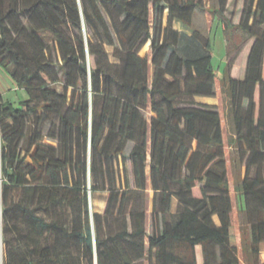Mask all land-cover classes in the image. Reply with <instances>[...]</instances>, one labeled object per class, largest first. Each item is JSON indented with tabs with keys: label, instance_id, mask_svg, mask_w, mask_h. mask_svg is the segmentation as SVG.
Wrapping results in <instances>:
<instances>
[{
	"label": "trees",
	"instance_id": "16d2710c",
	"mask_svg": "<svg viewBox=\"0 0 264 264\" xmlns=\"http://www.w3.org/2000/svg\"><path fill=\"white\" fill-rule=\"evenodd\" d=\"M233 2L228 17L229 0H0V68L26 96L0 97V264H264V0ZM198 10L245 34L221 76ZM219 79L228 139L195 98Z\"/></svg>",
	"mask_w": 264,
	"mask_h": 264
},
{
	"label": "rangeland",
	"instance_id": "374dc122",
	"mask_svg": "<svg viewBox=\"0 0 264 264\" xmlns=\"http://www.w3.org/2000/svg\"><path fill=\"white\" fill-rule=\"evenodd\" d=\"M210 4H215V0H209ZM241 2L237 4V11L238 8L240 7ZM235 6L233 0H229L228 8L226 11V15L228 17L232 16V9ZM238 14V13H237ZM167 15V14H166ZM237 19V15L235 17V20ZM165 24L167 23L166 21V16H165ZM193 27L198 28L202 30L203 33L208 35L210 39L212 40L213 43V61L215 63V66L219 72V75L221 76L222 73H220L224 67L226 66L227 60L230 56V52L234 50V48L242 43V40L245 37V34L236 28H228L224 24V22L220 19L219 16L213 17L212 14L209 11L206 10H198L194 16V22H193ZM46 38L49 41H52L53 37L50 32H45ZM107 49L112 52V46L106 45ZM149 43H147L142 49L141 53L146 55L150 52L149 48ZM112 59L114 60L115 58L111 56ZM243 63L241 60L236 61V70L242 74L243 72ZM25 96V94H24ZM26 97V96H25ZM22 98V97H21ZM197 101L199 102H204V103H209V104H214L210 102H205L203 99V96H196L195 97ZM210 99V98H207ZM215 101H217L216 105L219 109H221L224 113V124L226 128V134H227V139L231 138L234 136V124L232 120V115L229 112L228 115H226V112L229 110V104H230V97L228 96L226 87L221 86L220 79L218 81L217 85V95L214 96L213 98ZM148 114H151L148 112ZM227 156L230 162V169H231V177H232V186H233V193L235 196V202H236V207H237V224L233 226L232 228V235L231 239L233 242H238L240 245H242V242L244 241V246L249 242L248 239V230H247V222H246V215L243 210H239L238 207L242 205V203H239L238 198H237V191H236V185L240 182L242 175H244L245 167L240 170L239 166H236V163L238 162V155L236 152V149L231 146L227 145ZM130 176H132V173H129ZM1 172H0V177H1ZM1 186V184H0ZM152 190H150V194L152 195ZM105 196L106 192H96L91 195V209L92 211H99L102 212L105 206ZM176 203L177 199L174 198L173 200V211L176 210ZM151 207V204H150ZM214 220L219 223V219L217 215L214 216ZM264 243L261 245V254H260V260L264 262ZM248 254L246 252L242 253L241 252V258H242V263L243 264H249L247 260Z\"/></svg>",
	"mask_w": 264,
	"mask_h": 264
},
{
	"label": "crops",
	"instance_id": "0c3cea01",
	"mask_svg": "<svg viewBox=\"0 0 264 264\" xmlns=\"http://www.w3.org/2000/svg\"><path fill=\"white\" fill-rule=\"evenodd\" d=\"M174 27L177 28L178 30H186L188 33H191V31L186 29L183 26L182 22L179 20L174 21ZM21 96H24L23 90L18 87L15 80L11 77L9 73H7L5 70L0 68V97H2L4 100L17 101ZM203 98L205 102H210L214 104L217 103V101L213 99L214 96H203ZM0 172H1V142H0Z\"/></svg>",
	"mask_w": 264,
	"mask_h": 264
},
{
	"label": "built area",
	"instance_id": "2783aa9c",
	"mask_svg": "<svg viewBox=\"0 0 264 264\" xmlns=\"http://www.w3.org/2000/svg\"><path fill=\"white\" fill-rule=\"evenodd\" d=\"M2 183V176L0 177V184Z\"/></svg>",
	"mask_w": 264,
	"mask_h": 264
}]
</instances>
